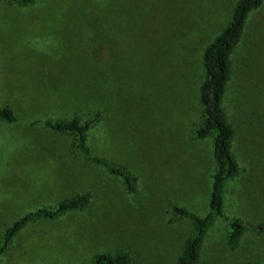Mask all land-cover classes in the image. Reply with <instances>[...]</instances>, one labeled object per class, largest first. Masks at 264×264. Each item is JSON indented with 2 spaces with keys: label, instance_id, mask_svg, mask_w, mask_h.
<instances>
[{
  "label": "rangeland",
  "instance_id": "obj_1",
  "mask_svg": "<svg viewBox=\"0 0 264 264\" xmlns=\"http://www.w3.org/2000/svg\"><path fill=\"white\" fill-rule=\"evenodd\" d=\"M237 0H0V244L15 220L39 206L90 192V204L23 226L0 264H90L125 251L129 264H179L205 215L215 171L203 118V53ZM224 96L240 172L225 191V215L245 224L227 244L216 218L193 264H264V0L248 15L231 55ZM101 113L92 153L125 167L137 191L88 160L49 118Z\"/></svg>",
  "mask_w": 264,
  "mask_h": 264
},
{
  "label": "trees",
  "instance_id": "obj_2",
  "mask_svg": "<svg viewBox=\"0 0 264 264\" xmlns=\"http://www.w3.org/2000/svg\"><path fill=\"white\" fill-rule=\"evenodd\" d=\"M22 4L34 0H18ZM263 0H237L227 26L208 44L203 53L205 79L200 86V101L203 106V118L194 131L197 138L213 137V156L215 171L211 175V190L208 200V211L201 216L186 208L174 206L175 214L188 216L193 223V233L187 238L179 264H193L199 255V249L209 227L216 218H225L228 223L226 240L229 247H236L245 230L243 220L236 216L225 215V191L228 181L240 172L238 162L233 153L234 128L228 120L224 96L231 79V55L239 44L248 15L257 9ZM101 113L81 120L79 116L58 119L49 118L43 124L56 132L69 135L74 147L86 155V158L107 169L115 175L125 188L135 193L136 178L125 167L113 164L92 153L88 145V133L99 120ZM0 120L16 121L17 116L12 107L0 108ZM90 192L76 193L60 200L54 206H39L31 210L5 229L1 244L0 256L7 250L16 233L29 222L37 219H55L69 211L85 209L91 201ZM130 255L125 251L101 252L92 257L90 264H129Z\"/></svg>",
  "mask_w": 264,
  "mask_h": 264
}]
</instances>
